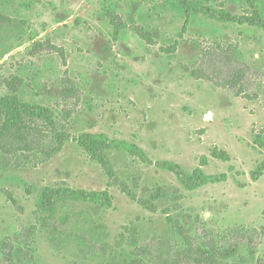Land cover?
<instances>
[{
    "label": "rangeland",
    "instance_id": "374dc122",
    "mask_svg": "<svg viewBox=\"0 0 264 264\" xmlns=\"http://www.w3.org/2000/svg\"><path fill=\"white\" fill-rule=\"evenodd\" d=\"M178 1L0 0V96L19 83V99L51 110L73 138L48 161L0 165V264H129L139 249L177 239L173 221L190 234V217L208 231L263 230L264 264V171L251 179L264 162V31L187 15ZM196 1L251 15L244 0ZM256 8L264 21V0ZM83 134L134 144L152 162L110 153L118 180L138 185L136 200L109 186L75 142ZM157 163L226 180L189 192ZM158 187L182 199L149 211L141 203ZM45 189L61 197L43 206ZM66 190H107L111 205L68 200Z\"/></svg>",
    "mask_w": 264,
    "mask_h": 264
},
{
    "label": "trees",
    "instance_id": "16d2710c",
    "mask_svg": "<svg viewBox=\"0 0 264 264\" xmlns=\"http://www.w3.org/2000/svg\"><path fill=\"white\" fill-rule=\"evenodd\" d=\"M244 2L250 9L251 15H231L223 10L216 13L212 8L205 10L196 0L178 1L187 15L192 16L202 11L209 19L248 24L264 31V21L258 16L256 0H244ZM142 37L145 38L144 35ZM192 75L197 79L201 78L195 73ZM18 86L19 83H6L7 93L0 96V165L4 167L20 168L27 165L32 157L37 156L41 158V162L48 161L59 154L64 145L73 139L67 127L56 121L51 110L20 100ZM62 92L73 95L71 89ZM48 93L50 94L51 91ZM75 142L102 168L109 179V186H118L127 197L136 200L133 190H137L138 185L133 181L134 179H132L134 184L132 187L118 180L110 164V153L126 152L143 164H152L139 147L125 141L109 139L104 134H83L78 136ZM211 157L222 162L230 160L229 155L220 150L211 152ZM157 165L158 168L172 172L183 188L189 192L207 184L226 180L224 175L208 176L201 169L188 174L177 165L170 163H157ZM263 171L264 162L251 172V179L257 181ZM64 193L66 199L76 202L110 206L112 201L107 190L102 192L66 190ZM58 197H61L60 191L45 189L41 203L43 206H49ZM150 197L152 201L141 203L149 211L155 210L153 201L165 199L178 203L182 199L178 190L165 187L156 188ZM169 226L177 239L172 241L166 238L150 248L139 249V255L133 257L129 264H262L256 260V256L263 230L259 232L247 228H231L223 231H208L199 220H192L191 217L190 234L176 221Z\"/></svg>",
    "mask_w": 264,
    "mask_h": 264
}]
</instances>
